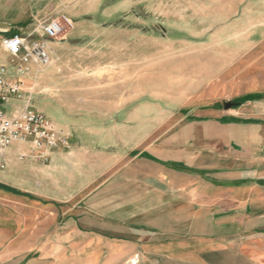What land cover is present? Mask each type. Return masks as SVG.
<instances>
[{
  "label": "crops",
  "instance_id": "0c3cea01",
  "mask_svg": "<svg viewBox=\"0 0 264 264\" xmlns=\"http://www.w3.org/2000/svg\"><path fill=\"white\" fill-rule=\"evenodd\" d=\"M73 1L0 0V64L19 63L4 39H34ZM184 109L157 144L95 172L80 161L75 177L69 146L8 148L0 264H264V93L238 107Z\"/></svg>",
  "mask_w": 264,
  "mask_h": 264
},
{
  "label": "rangeland",
  "instance_id": "374dc122",
  "mask_svg": "<svg viewBox=\"0 0 264 264\" xmlns=\"http://www.w3.org/2000/svg\"><path fill=\"white\" fill-rule=\"evenodd\" d=\"M66 14L72 26L48 42L49 64L7 70L22 103L66 136L72 174L85 159L95 172L157 144L184 108L238 107L264 93V0H74Z\"/></svg>",
  "mask_w": 264,
  "mask_h": 264
},
{
  "label": "built area",
  "instance_id": "2783aa9c",
  "mask_svg": "<svg viewBox=\"0 0 264 264\" xmlns=\"http://www.w3.org/2000/svg\"><path fill=\"white\" fill-rule=\"evenodd\" d=\"M67 26H72V23L63 15L42 22L40 33L34 39L14 36L4 39L1 45L12 58H19L16 71L22 75L31 62L50 63L48 42L58 39ZM21 92L20 82L14 81L7 67L0 64V155L16 143H31L36 150L66 147V136L43 113L24 105ZM4 107L10 108V112H6Z\"/></svg>",
  "mask_w": 264,
  "mask_h": 264
},
{
  "label": "water",
  "instance_id": "95a60500",
  "mask_svg": "<svg viewBox=\"0 0 264 264\" xmlns=\"http://www.w3.org/2000/svg\"><path fill=\"white\" fill-rule=\"evenodd\" d=\"M234 104H232V103H225L224 104V107L225 108H230V107H232Z\"/></svg>",
  "mask_w": 264,
  "mask_h": 264
},
{
  "label": "trees",
  "instance_id": "16d2710c",
  "mask_svg": "<svg viewBox=\"0 0 264 264\" xmlns=\"http://www.w3.org/2000/svg\"><path fill=\"white\" fill-rule=\"evenodd\" d=\"M237 105H239V104H237Z\"/></svg>",
  "mask_w": 264,
  "mask_h": 264
}]
</instances>
